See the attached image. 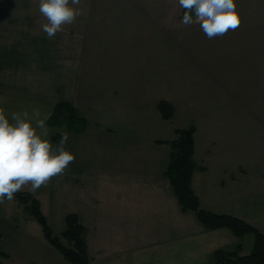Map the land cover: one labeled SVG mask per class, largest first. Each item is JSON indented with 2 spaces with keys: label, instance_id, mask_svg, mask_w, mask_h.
Returning <instances> with one entry per match:
<instances>
[{
  "label": "crops",
  "instance_id": "obj_1",
  "mask_svg": "<svg viewBox=\"0 0 264 264\" xmlns=\"http://www.w3.org/2000/svg\"><path fill=\"white\" fill-rule=\"evenodd\" d=\"M39 0H0V99L13 112L51 113L59 100L85 117L67 132L66 173L37 192L52 232L75 213L90 264H214L216 249L253 239L208 229L182 210L164 171V141L194 124L192 187L200 206L264 234V0H237L240 27L207 39L184 27L176 0H81V15L53 38ZM160 100L174 107L164 120ZM47 124V121H46ZM254 236V235H253ZM6 264H66L14 198L0 204Z\"/></svg>",
  "mask_w": 264,
  "mask_h": 264
},
{
  "label": "clouds",
  "instance_id": "obj_2",
  "mask_svg": "<svg viewBox=\"0 0 264 264\" xmlns=\"http://www.w3.org/2000/svg\"><path fill=\"white\" fill-rule=\"evenodd\" d=\"M184 27L199 25L207 39L223 37L241 23L237 0H176ZM81 0H39L38 11L45 19L41 29L48 38L64 31L81 15ZM0 99V204L12 201L15 194L30 185L35 193L54 177L66 173L75 155L67 150L69 134L61 133L56 145L49 139L46 121L38 109L13 112L9 118Z\"/></svg>",
  "mask_w": 264,
  "mask_h": 264
},
{
  "label": "trees",
  "instance_id": "obj_3",
  "mask_svg": "<svg viewBox=\"0 0 264 264\" xmlns=\"http://www.w3.org/2000/svg\"><path fill=\"white\" fill-rule=\"evenodd\" d=\"M183 16L181 9L180 17ZM160 116L169 120L174 113V107L165 100L157 105ZM47 125L52 128L51 140L60 137L57 127L82 131L87 121L77 108L69 101H57L51 110ZM194 124L176 128L174 136L164 143L169 154L164 176L168 180L171 192L177 198L182 210H191L200 223L208 229L228 228L235 236L242 237L246 233L254 235V243L248 253L241 254V243L234 249H216L212 254L214 264H264V234L246 221L228 214L208 211L200 206L199 199L192 187V177L195 171L204 170V166L194 159ZM24 208L30 218L41 227L43 238L52 245L63 257L66 264H90L91 258L85 242V227L75 213L65 216V228L56 235L52 232L46 216L40 208V201L32 193L19 191L14 197ZM0 253V264L3 262Z\"/></svg>",
  "mask_w": 264,
  "mask_h": 264
},
{
  "label": "rangeland",
  "instance_id": "obj_4",
  "mask_svg": "<svg viewBox=\"0 0 264 264\" xmlns=\"http://www.w3.org/2000/svg\"><path fill=\"white\" fill-rule=\"evenodd\" d=\"M253 234L252 233H248L246 236H245V238H244V248L246 249V250H248L247 248H249L248 246H247V243H248V239H253Z\"/></svg>",
  "mask_w": 264,
  "mask_h": 264
}]
</instances>
